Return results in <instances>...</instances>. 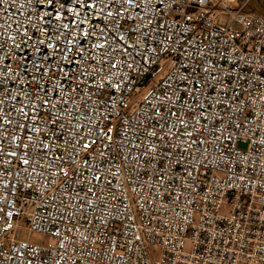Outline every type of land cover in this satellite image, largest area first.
<instances>
[{
	"label": "built area",
	"instance_id": "2783aa9c",
	"mask_svg": "<svg viewBox=\"0 0 264 264\" xmlns=\"http://www.w3.org/2000/svg\"><path fill=\"white\" fill-rule=\"evenodd\" d=\"M0 264H264V17L0 0Z\"/></svg>",
	"mask_w": 264,
	"mask_h": 264
},
{
	"label": "rangeland",
	"instance_id": "374dc122",
	"mask_svg": "<svg viewBox=\"0 0 264 264\" xmlns=\"http://www.w3.org/2000/svg\"><path fill=\"white\" fill-rule=\"evenodd\" d=\"M241 1H245V0H241ZM263 6H264V0H258ZM248 10L249 11H253L250 7V5L248 4ZM217 24L220 25H227L229 18L226 14H220L217 17ZM235 28H237L236 26H234ZM151 87H147L142 93H140L138 96H135V98H140L142 99L143 96L147 93V91L150 89ZM21 228H20V238L21 239H28L30 242L32 243H36V244H41L44 241H48L50 242L51 240L48 239H44V237L40 234L37 233H29V231L25 228L26 226V222L22 221L20 223Z\"/></svg>",
	"mask_w": 264,
	"mask_h": 264
},
{
	"label": "water",
	"instance_id": "95a60500",
	"mask_svg": "<svg viewBox=\"0 0 264 264\" xmlns=\"http://www.w3.org/2000/svg\"><path fill=\"white\" fill-rule=\"evenodd\" d=\"M245 2L250 5L253 12L264 17V6L258 0H245Z\"/></svg>",
	"mask_w": 264,
	"mask_h": 264
}]
</instances>
